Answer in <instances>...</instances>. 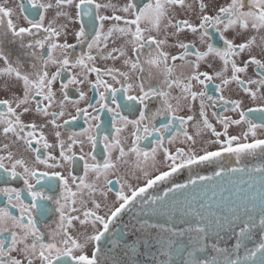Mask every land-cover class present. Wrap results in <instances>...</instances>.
Here are the masks:
<instances>
[{"label":"snow or ice","instance_id":"6c2138e0","mask_svg":"<svg viewBox=\"0 0 264 264\" xmlns=\"http://www.w3.org/2000/svg\"><path fill=\"white\" fill-rule=\"evenodd\" d=\"M0 184V264H264V0H0Z\"/></svg>","mask_w":264,"mask_h":264},{"label":"flooded vegetation","instance_id":"af4514ba","mask_svg":"<svg viewBox=\"0 0 264 264\" xmlns=\"http://www.w3.org/2000/svg\"><path fill=\"white\" fill-rule=\"evenodd\" d=\"M138 2H140V0H138ZM16 4V0H9V6H15ZM87 19V18H85ZM71 42V41H70ZM217 45L220 46V42L217 41ZM6 50L10 51L13 55V58L16 57V55L19 52L18 46L12 45V44H8L6 43ZM219 81H217L218 83ZM86 90V88H85ZM209 94H213L211 87H210V92ZM225 94L227 95V89L225 90ZM70 95L73 96V98H78V94H76L74 91H70ZM89 95H93L94 93H89ZM94 102V101H93ZM83 106V102L82 105ZM210 115V113H209ZM78 130V129H77ZM190 131H192L190 129ZM154 138V137H153ZM153 138H149V141ZM149 141H144V145L147 146ZM130 164L133 166L135 161L134 160H130L129 161ZM122 169L128 170V168L125 165H122ZM82 174V173H81ZM201 175H213V172L211 169H203L202 167V171L200 172ZM191 175V172L189 171H185L183 173H179L177 174L178 176V182L181 183H186L188 177ZM111 179L115 180L116 177L112 176ZM0 186H4L3 184H0ZM12 186L15 187H22L23 186V182L22 180H17L14 181ZM117 188L119 187L118 185L116 186ZM167 187V185H162L160 188L157 189V191H162L163 188ZM110 195H114L110 194ZM0 200H3L2 197H0ZM0 206H3V204H0ZM133 217V212H126V213H122L121 216L117 219L116 223L112 226H110V233L106 234L105 238L101 241V246L103 249L107 250L111 247L110 242L112 240H119L121 245H132L134 241L137 240L138 236H141L142 234L140 232H137L135 230H133L131 227L129 230L125 229V225L126 224H130L131 225H135L136 221L132 219ZM55 219L54 216H49L47 222L51 223V221ZM137 220H149L150 223H164V222H160L157 221L156 219H150L148 217L145 216H140L136 218ZM177 227H184V225H177ZM126 231H128V234L126 235ZM155 236V230H153L152 232H150L146 239H147V244L141 242L138 244V246L136 247V251L135 252H130V251H125L123 249L117 250V259H118V264H155L154 261V257H156L157 259L159 258L157 253H158V245L154 239ZM186 240V238H185ZM234 238L233 240H231V242L229 244H221L219 243L221 246L224 247H232L234 245ZM249 246L251 247L252 245L249 244ZM179 260V258H177Z\"/></svg>","mask_w":264,"mask_h":264},{"label":"water","instance_id":"95a60500","mask_svg":"<svg viewBox=\"0 0 264 264\" xmlns=\"http://www.w3.org/2000/svg\"><path fill=\"white\" fill-rule=\"evenodd\" d=\"M148 218H150V219L153 218V219H156L157 221L165 222L163 218H157V217H148ZM175 223L177 225H181L182 224V223L179 222V220H177ZM232 238L233 237L230 234L224 232V233H221V239L219 241H226V240H230Z\"/></svg>","mask_w":264,"mask_h":264},{"label":"rangeland","instance_id":"374dc122","mask_svg":"<svg viewBox=\"0 0 264 264\" xmlns=\"http://www.w3.org/2000/svg\"><path fill=\"white\" fill-rule=\"evenodd\" d=\"M128 169H131L133 166L130 164V162H129V164L128 165H125Z\"/></svg>","mask_w":264,"mask_h":264}]
</instances>
